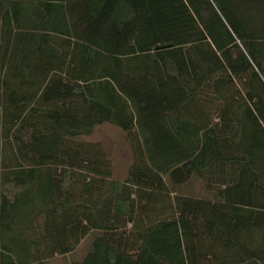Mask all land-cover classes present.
<instances>
[{
	"label": "trees",
	"instance_id": "trees-1",
	"mask_svg": "<svg viewBox=\"0 0 264 264\" xmlns=\"http://www.w3.org/2000/svg\"><path fill=\"white\" fill-rule=\"evenodd\" d=\"M0 34V148L45 121L0 152V264H264V0H0Z\"/></svg>",
	"mask_w": 264,
	"mask_h": 264
},
{
	"label": "rangeland",
	"instance_id": "rangeland-1",
	"mask_svg": "<svg viewBox=\"0 0 264 264\" xmlns=\"http://www.w3.org/2000/svg\"><path fill=\"white\" fill-rule=\"evenodd\" d=\"M255 1V0H245ZM87 143L100 144L106 152L108 158L112 161L114 172V179L124 181L128 176V168L133 161V155L126 135L117 127L112 125H102L97 127L95 133L83 139ZM187 195H194L196 197H211L207 191L204 190L201 182L195 181L193 185L186 190ZM86 242L79 248L75 254V259L82 260L86 254ZM73 260V258H71ZM70 257H56L51 264H68Z\"/></svg>",
	"mask_w": 264,
	"mask_h": 264
},
{
	"label": "crops",
	"instance_id": "crops-1",
	"mask_svg": "<svg viewBox=\"0 0 264 264\" xmlns=\"http://www.w3.org/2000/svg\"><path fill=\"white\" fill-rule=\"evenodd\" d=\"M0 43H1V34H0ZM1 77H2V74L0 73V80H1ZM1 105H0V146H2V125H1V115H2V112H1ZM44 118H41L37 115L35 116H32V117H29L26 121H25V124H26V128H24L22 130V141L24 142L25 146H28L32 141H33V138H32V133L34 132V129L30 126H34V125H43L44 124ZM30 128H28V127ZM38 129V128H37ZM36 129V130H37ZM14 132V130L12 131V133ZM37 132V131H36ZM9 143H11V145L13 144V139H12V135L10 134L9 135V140H8ZM23 144V145H24ZM11 145H8V147L6 148V150H3L2 148H0V152H1V155H4V156H12V157H15V156H19V155H22V156H29V157H37V156H40V155H43L42 151L40 150H31L30 148H26L25 146L23 147V150H22V153L18 154L17 153V150L13 147H11ZM53 152L49 153V154H52ZM54 155V154H52ZM86 242V248H87V251H86V254L88 253L89 251V248L92 244V239L90 237H88L87 239H85L82 244L80 245V247L83 245V243ZM79 247V248H80ZM78 248V250H79ZM77 250V251H78ZM77 251L75 252V254L77 253ZM75 254L73 255H69L70 257V262L72 261H82V260H77L75 259ZM85 254V256H86ZM84 256V257H85ZM71 258H73V260H71Z\"/></svg>",
	"mask_w": 264,
	"mask_h": 264
}]
</instances>
